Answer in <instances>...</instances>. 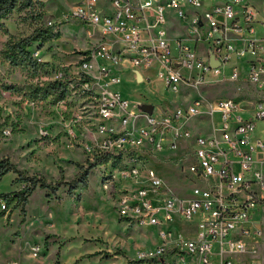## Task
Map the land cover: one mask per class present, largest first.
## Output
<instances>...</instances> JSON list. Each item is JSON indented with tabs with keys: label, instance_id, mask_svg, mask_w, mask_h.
Wrapping results in <instances>:
<instances>
[{
	"label": "built area",
	"instance_id": "obj_1",
	"mask_svg": "<svg viewBox=\"0 0 264 264\" xmlns=\"http://www.w3.org/2000/svg\"><path fill=\"white\" fill-rule=\"evenodd\" d=\"M61 20L81 26L72 41L84 47L81 86L97 103L94 146L101 155L132 156L119 173L128 187L118 218L158 231L160 244L134 260L255 264L247 260L264 209V15L245 0H77ZM176 24L184 37H170ZM144 72L156 73L173 95L168 103L190 104L172 115L152 105L149 114L142 106L150 104H133L114 88L129 73L144 83ZM217 86V96L204 91ZM194 119L207 130L187 128ZM180 139L189 140L183 174L194 186L176 195L136 154L145 146L175 150ZM178 221L185 232L163 228Z\"/></svg>",
	"mask_w": 264,
	"mask_h": 264
},
{
	"label": "rangeland",
	"instance_id": "obj_2",
	"mask_svg": "<svg viewBox=\"0 0 264 264\" xmlns=\"http://www.w3.org/2000/svg\"><path fill=\"white\" fill-rule=\"evenodd\" d=\"M245 1L264 15V0ZM38 3L32 13L15 11L0 24V162L20 172L0 180V264H180L172 255L162 263L134 260L137 252L158 246L160 239L156 228H137L118 218V198L128 187L119 173L132 156L101 155L94 146L100 122L97 103L81 86L84 47L78 39L72 41L81 34V26L61 24L77 0ZM48 21L56 25L50 28ZM41 29L54 39L29 42L28 56L22 55L19 50L26 39ZM182 33L180 24L170 26L171 38H182ZM7 43L16 51H9ZM143 76L141 84L132 73L121 75L114 88L133 104L153 105L159 114L172 115L190 104L189 98L168 103L173 95L156 73ZM221 90L222 86L204 89L210 97ZM207 124L194 119L187 128L200 133ZM188 145L189 140L180 139L175 150L162 153L145 146L136 160L180 195L194 186L183 174ZM20 175L40 177L57 189L36 186L21 200L14 195L24 184ZM258 218L261 236L247 261L264 264V209ZM163 228L181 233L187 226L178 221Z\"/></svg>",
	"mask_w": 264,
	"mask_h": 264
},
{
	"label": "trees",
	"instance_id": "obj_3",
	"mask_svg": "<svg viewBox=\"0 0 264 264\" xmlns=\"http://www.w3.org/2000/svg\"><path fill=\"white\" fill-rule=\"evenodd\" d=\"M38 2L39 0H0V24L3 19H5L8 15L15 11H26L32 13L35 10V5L39 4ZM35 35L26 39V43L21 46L19 52L22 55L28 56V53L25 51V49L26 47H28L29 42H47L54 38L49 31L43 29H41L39 33ZM7 45L9 51H16V47H13L10 43H7ZM10 170L17 172L12 165H5L0 163V178ZM29 183L30 185L18 194V196H22L23 200L26 199V196H28L35 189L36 186H39V188L41 189L51 190L53 192L57 189V187H50L45 180L41 182L36 179H29ZM73 185L75 186L76 182L73 183ZM1 196L5 197L6 195Z\"/></svg>",
	"mask_w": 264,
	"mask_h": 264
},
{
	"label": "flooded vegetation",
	"instance_id": "obj_4",
	"mask_svg": "<svg viewBox=\"0 0 264 264\" xmlns=\"http://www.w3.org/2000/svg\"><path fill=\"white\" fill-rule=\"evenodd\" d=\"M9 16V15H8ZM7 16V17H8ZM6 17V18H7ZM5 18V19H6ZM4 20V19H3ZM2 20V21H3ZM52 39H54V38H52ZM51 39V40H52ZM50 40V41H51ZM47 42H49V41H47ZM40 43H46V42H40ZM16 65H17V62L15 63ZM1 164H5V165H8V164H10V163H8L7 161L6 162H0ZM10 165H12V164H10ZM13 166V165H12ZM14 167V166H13ZM14 169H15V167H14ZM17 172H14V171H12V170H10L9 172H7L6 174H8V173H14V174H20V172L17 170V169H15ZM6 174H4L3 176H5ZM2 176V177H3ZM2 177L0 178V180L2 179ZM29 179H36V180H39V181H44V179H42V178H26V177H22V175H20V177L18 178V180H21V181H23L24 182V184L22 185L23 187L17 192V193H14V195L16 196V197H18L19 199H21V200H23L22 199V196H18V194L21 192V191H23L27 186H29L30 185V183H29Z\"/></svg>",
	"mask_w": 264,
	"mask_h": 264
},
{
	"label": "water",
	"instance_id": "obj_5",
	"mask_svg": "<svg viewBox=\"0 0 264 264\" xmlns=\"http://www.w3.org/2000/svg\"><path fill=\"white\" fill-rule=\"evenodd\" d=\"M143 110H145L146 112H148L149 114L152 112V105H143L142 106Z\"/></svg>",
	"mask_w": 264,
	"mask_h": 264
},
{
	"label": "crops",
	"instance_id": "obj_6",
	"mask_svg": "<svg viewBox=\"0 0 264 264\" xmlns=\"http://www.w3.org/2000/svg\"><path fill=\"white\" fill-rule=\"evenodd\" d=\"M120 80V79H119ZM159 263H162L163 262V260H160V261H158Z\"/></svg>",
	"mask_w": 264,
	"mask_h": 264
},
{
	"label": "bare ground",
	"instance_id": "obj_7",
	"mask_svg": "<svg viewBox=\"0 0 264 264\" xmlns=\"http://www.w3.org/2000/svg\"><path fill=\"white\" fill-rule=\"evenodd\" d=\"M65 32H66V30H65Z\"/></svg>",
	"mask_w": 264,
	"mask_h": 264
}]
</instances>
